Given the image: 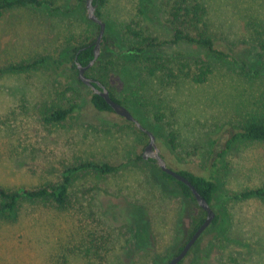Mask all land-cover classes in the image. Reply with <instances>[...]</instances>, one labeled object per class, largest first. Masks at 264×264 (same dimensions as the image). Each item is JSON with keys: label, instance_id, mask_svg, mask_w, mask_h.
Listing matches in <instances>:
<instances>
[{"label": "rangeland", "instance_id": "rangeland-1", "mask_svg": "<svg viewBox=\"0 0 264 264\" xmlns=\"http://www.w3.org/2000/svg\"><path fill=\"white\" fill-rule=\"evenodd\" d=\"M51 1L59 10L15 8L0 18V187L58 185L64 170L81 161L118 169L107 175L76 173L69 205L25 201L12 217H0V264H165L188 240L202 216L200 208L149 159L137 160L148 138L114 112L96 111L91 89L75 82L68 64H57L61 52L93 42L98 29L87 18L85 0ZM163 1L104 0L96 7L105 32L86 74L103 82L154 135L168 168L207 176L234 127L264 121V71L247 76L231 61L216 64L203 84L170 80L162 72L147 75L143 64L128 55L122 31L137 20L169 41L164 17L138 19L141 3L160 16L167 9ZM200 2L208 34L254 68L251 52L264 43V0ZM145 54L164 60L175 54L204 56L187 43H168ZM43 57L52 61L26 71L6 70ZM67 85L73 91L59 94ZM73 103L77 111L65 123L43 122L47 109ZM214 181L212 210L218 222L202 233L180 264H264V200L228 197L264 185V142L235 144L217 163ZM128 223L138 225L137 237L128 234ZM92 238L106 242L100 246L103 262L93 256L100 250H94Z\"/></svg>", "mask_w": 264, "mask_h": 264}, {"label": "trees", "instance_id": "trees-1", "mask_svg": "<svg viewBox=\"0 0 264 264\" xmlns=\"http://www.w3.org/2000/svg\"><path fill=\"white\" fill-rule=\"evenodd\" d=\"M103 3L104 0L93 1V4L97 8L103 5ZM163 3L165 4V7L167 9L164 10L163 13L160 14V16L152 11H149L148 5L141 3L137 8L138 19L140 17V19L143 21L155 22L164 17L167 31H170V33L172 34V38L169 41L162 40L159 36L149 32L148 27L143 28V25L138 23L137 20L125 25L124 31H122L121 39L122 41H124V43H126L125 45L127 47V50L129 51L128 55L132 58H136V61H139L143 64L142 69L147 73V75L154 76L157 73L162 72L170 80L184 78L194 84H203L212 74L213 68L216 64L227 65L231 61L239 64L240 70L247 76H259L261 72L264 71L263 42H259L254 51L251 52V61L256 64V66L253 68V64L249 60L248 62H246L245 60L240 61L236 59V57L231 52L232 49L229 46L219 45L216 42V39L212 38L208 34L206 22L207 12L200 0H164ZM15 8H48L50 10L52 9L53 11L59 10V8H53V2L51 0H0V18L6 11ZM96 15L100 18L97 10ZM96 26L98 29V25ZM93 42L76 44L71 48L69 54H67V52H61L57 59V64L59 65L68 64L69 69L76 76L74 78L75 82L79 85L83 84L77 78L78 70L76 65L78 63L81 66H86L90 61L93 60ZM168 43H187L189 45H194L203 51L204 56L203 58L195 57L186 59L183 58L184 56H182L181 54H175V56L166 57L164 60V58L161 59L156 56H147L145 54V52L147 51L151 52L152 49L159 48ZM65 57L67 59L64 61ZM51 61L52 60L50 59V57H43L28 64H19L16 66L11 65L7 67L6 70L15 72L26 71L29 68H36L38 65L50 63ZM91 68L92 66L87 71L91 70ZM86 72L85 76L88 77ZM93 80L98 81L103 85V82H101L100 80ZM71 91H73V88L70 85H67L63 91L59 92V94L66 95L67 92ZM108 92L111 99L123 105L128 110V106L124 105L123 102L116 99L110 90H108ZM90 102L95 110L99 113L113 112L111 108L106 104L104 99L99 95L94 94L93 92H91ZM76 111V103L70 104L67 108L52 107L45 111L43 115V122L62 124L65 123L71 116H73ZM138 131L143 136L147 137L143 132H141L140 130ZM171 136H173V134H171ZM240 142H264V121L256 119L248 121L242 126L234 127L229 137L224 142L223 149L218 152L216 157L212 160V163L208 168L209 174L207 176H197L187 171L177 172L180 175L184 176L196 188L199 194L209 203L211 208L214 192L216 190L214 174L217 163L234 147L235 144ZM137 160H143L142 156H138ZM148 162L156 165L155 161L152 159H149ZM117 169V167L111 166L108 163L81 161L80 163L69 166L64 170L61 177V182L58 185L22 190H8L4 187H0V217H12L14 214H16L17 208L20 207V205L25 201L50 199L58 207L69 205L70 189L73 182V176L76 173L84 170L92 171L101 175H107L115 172ZM159 171L164 179L173 181L177 184L181 195L184 198L195 202L191 191L186 185L179 181H176L171 176L164 174L160 169ZM228 197L234 200H249L253 198H260L264 200V185L257 189L245 190L241 193H229ZM200 211L202 216H200L199 219L196 220L193 231L188 240L205 218V212L201 209ZM217 222L218 217L215 215V218L211 225L216 224ZM127 229L129 235H136L137 237L140 234L138 225L136 224H132L129 226L128 223ZM134 237L131 236L132 242H134L135 240ZM140 238L142 240L146 239L145 237ZM91 244L93 247H95L94 250H100V246H104L106 242H104V240H96L95 238H92ZM183 246H180L177 252L175 254H172L170 257L172 258L176 254H178ZM101 251L102 250L96 251L97 253L93 254V256L98 259V262H103L104 260V256ZM144 255L148 258L149 256H152L149 252L144 253ZM157 258L158 257L155 256L153 258V261L156 262V260H158ZM165 258H167V255L162 256L160 260H164Z\"/></svg>", "mask_w": 264, "mask_h": 264}, {"label": "water", "instance_id": "water-1", "mask_svg": "<svg viewBox=\"0 0 264 264\" xmlns=\"http://www.w3.org/2000/svg\"><path fill=\"white\" fill-rule=\"evenodd\" d=\"M93 1L94 0H85V10L87 13L88 20L98 25V34L93 42L94 56H93V60L90 61L89 64L86 66H81L80 64L77 63L76 67L78 70V75H77L78 80L83 85L90 88L94 94L102 97L106 102V104L111 108V110L116 115L132 123L138 130L143 132L148 137V143L145 145L141 155L142 159L154 160L158 168L164 174L169 175L172 178H174L176 181H179L184 185H186L191 191L197 206L202 211L205 212V218L203 222L200 224L197 230L192 234L190 239L185 243L181 251L165 263V264H179L188 254V252L190 251L192 246L196 243V241L199 239V237L202 235V233L212 224L215 218V213L210 207L209 203L199 194L196 188L184 176L180 175L176 171H173L167 167L165 161L160 156L158 148L156 147L154 135L150 131L145 129L123 105L111 99L108 90L100 82L85 76V72L94 64V62L98 58L99 48L105 32V24L96 15V6L93 4Z\"/></svg>", "mask_w": 264, "mask_h": 264}]
</instances>
